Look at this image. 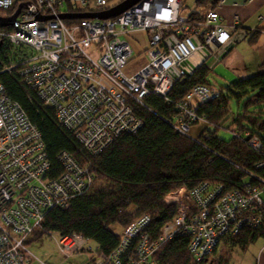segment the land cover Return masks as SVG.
Returning a JSON list of instances; mask_svg holds the SVG:
<instances>
[{"label": "built area", "instance_id": "obj_1", "mask_svg": "<svg viewBox=\"0 0 264 264\" xmlns=\"http://www.w3.org/2000/svg\"><path fill=\"white\" fill-rule=\"evenodd\" d=\"M65 3L72 11L86 9L81 14L90 15L107 7L105 0H0V10L20 9L8 27L12 32L7 38L14 47L29 50L22 70L25 84L94 156L122 134L142 129L134 105L149 95L167 100L177 81L193 74L197 65L222 62L246 35L243 28L235 33L236 18L234 25L227 27L215 11L197 12L193 19L181 16L182 0H142L111 20L69 22L58 20V16L79 13L66 12ZM38 16L55 20L41 22ZM134 34L147 35L148 64L127 77L124 70L132 59L128 38ZM195 58L196 67L191 64ZM216 96L204 86L194 88L176 105L173 128L188 136L198 122L197 109ZM249 145L260 149L255 139ZM58 159L64 171L51 180L38 130L0 84V264H31L26 243L40 229L46 214L64 208L69 199L90 186L86 167L66 154ZM263 193L264 186H246L235 192L207 183L190 193L180 188L164 198L175 214L160 237H150L151 219L141 215L124 229L120 246L109 256L95 258L93 264H154L161 244L177 236L190 238L189 252L195 262L211 264L223 238L260 224ZM58 238V250L64 257L90 251L89 242L77 235ZM134 241L136 247L131 252Z\"/></svg>", "mask_w": 264, "mask_h": 264}, {"label": "trees", "instance_id": "obj_2", "mask_svg": "<svg viewBox=\"0 0 264 264\" xmlns=\"http://www.w3.org/2000/svg\"><path fill=\"white\" fill-rule=\"evenodd\" d=\"M65 6L66 12L86 11L80 8L72 11L67 3ZM16 8L9 12L0 10V17L13 16ZM11 32L8 27L0 29V84L6 96L21 107L30 124L38 130L50 164L47 178L56 180L63 174L58 158L66 154L79 166L86 167L92 179L87 190L69 199L64 208H54L46 214L27 246L53 234L77 235L96 246L95 258L109 256L120 246L122 235L114 234L110 227L117 226L124 231L141 215L151 219L147 230L150 237L154 240L160 237L162 228L175 214L174 207L164 204V198L180 188L190 193L207 183L219 185L225 192H235L246 186H264V168L260 167L264 164V73L237 79L226 90L216 89L208 83V77L214 72V61H209L177 81L167 100L149 95L134 105V114L142 122V129L136 134H122L94 156L82 148L73 132L56 120L55 111L45 106L25 84L22 70L30 53L25 47L10 44L7 37ZM247 40L253 44L256 37L250 38L247 34L235 47ZM198 86L215 91L217 96L196 111L198 122L193 128L204 126L199 135L183 136L173 128L176 105ZM233 101L237 102L236 114L231 110ZM221 130L230 132L231 138L220 139ZM252 139L259 142L260 149L254 150L249 145ZM124 160L134 165L133 176L143 174L141 181L130 182L110 174ZM259 240H264V210L255 228L246 226L237 235L223 238L210 263L230 264V254L217 258L220 247L228 253L244 252ZM136 243L131 244V252ZM189 243L187 236L167 240L153 257L154 264H200L192 259ZM85 252L92 253V248L82 253Z\"/></svg>", "mask_w": 264, "mask_h": 264}, {"label": "rangeland", "instance_id": "obj_3", "mask_svg": "<svg viewBox=\"0 0 264 264\" xmlns=\"http://www.w3.org/2000/svg\"><path fill=\"white\" fill-rule=\"evenodd\" d=\"M124 1V0H123ZM122 1V2H123ZM203 1V0H202ZM212 0H208L206 3L203 4H195L190 2L189 0L183 1V9L180 11V15L187 17L188 19L196 18V13L201 12L203 6L208 4ZM189 2V3H188ZM121 3V2H120ZM119 3V4H120ZM118 5V4H117ZM117 5L113 6L116 7ZM211 5V4H210ZM222 5V0H219L214 3V6ZM113 7H106L105 9H98L99 11H108ZM213 7V4H212ZM91 10H97L95 6H90ZM209 10V9H207ZM214 11V10H212ZM102 12V13H103ZM195 12V13H194ZM209 12V11H208ZM194 13V14H193ZM192 14V15H190ZM122 15V14H121ZM119 15V16H121ZM118 16V17H119ZM117 18V17H116ZM114 19V18H113ZM235 19V18H234ZM237 19V25L235 33H237L239 30L243 28V26L240 24L239 19ZM111 20V19H109ZM107 21V20H105ZM233 24L229 27H232ZM244 29V28H243ZM250 32V31H249ZM252 33V32H251ZM250 36L249 33L246 32V35ZM254 34V33H253ZM245 35V36H246ZM129 44L132 49V59L128 66L124 70V74L127 77H133L135 74H137L139 71H141L147 64H148V58L146 55L147 47H148V40L146 34H134L128 38ZM231 51V50H230ZM197 65V64H196ZM201 66L197 65V68ZM227 73V69L223 66H218L214 69V72L210 74L208 77V83L213 86L216 89L226 90L229 88L230 84L234 83L237 79H228V77L225 75ZM251 73V72H249ZM258 75L257 72L252 73L250 77ZM248 77L241 76L238 79H244ZM225 79V80H223ZM231 110L233 114H236L237 112V102L233 101L231 104ZM204 126L199 125L198 127L192 128L190 131L189 136L191 137H197L201 130H203ZM231 133L227 132L225 130H221L218 133V137L222 140H229L231 138ZM134 165L127 161H120L111 171L110 174L112 176L118 177L122 180L130 181V182H139L142 180V173H139L135 176L132 175L131 171L133 170ZM262 198L264 199V193ZM111 231L120 236L122 234V229L119 227H110ZM59 238L57 234H53L50 237H45L41 239L40 241L34 242L27 246L28 252L32 257L31 264H93V261L95 260V248L96 246L93 243L88 244V248H92V253H81L79 255H74L71 257H64L61 255V253L58 250L57 242ZM227 254H230L229 261L230 264H252L253 258H254V246L251 245L246 251H232L228 253V250L220 247L217 252V258L221 259L225 257Z\"/></svg>", "mask_w": 264, "mask_h": 264}, {"label": "crops", "instance_id": "obj_4", "mask_svg": "<svg viewBox=\"0 0 264 264\" xmlns=\"http://www.w3.org/2000/svg\"><path fill=\"white\" fill-rule=\"evenodd\" d=\"M59 1L67 2L69 0ZM105 1L107 2L108 7H113L123 0ZM183 1L184 0H182V3ZM189 1L197 4L202 0ZM217 1L219 0H212L203 6L205 9H202V12L206 13L214 10L222 19L223 24L227 27L233 24L234 18H238L244 30L250 34V38L255 36L256 41L253 44H250L248 40V42H241L237 47L233 48L225 57H223L220 65H217L219 63H216L215 65L213 63V68L215 69L218 66L225 67L227 69V73H225V75L231 80L238 79L241 76L250 77L251 74L255 72L258 74L264 73V0H222V5L214 6V3ZM92 3L93 1H91V5ZM1 19L8 18L4 17ZM257 30L258 32H256ZM196 59L197 58L193 60L194 65L192 66L194 67H196L198 60ZM253 246L255 254L252 264H264V240L257 241L253 244Z\"/></svg>", "mask_w": 264, "mask_h": 264}, {"label": "water", "instance_id": "obj_5", "mask_svg": "<svg viewBox=\"0 0 264 264\" xmlns=\"http://www.w3.org/2000/svg\"><path fill=\"white\" fill-rule=\"evenodd\" d=\"M142 0H124L116 7L111 8L108 11L99 14H79V15H72V14H62L58 16V20L60 21H76V20H109L118 17L119 15L123 14L130 8L136 6ZM20 13V9L16 11V13L10 19H1L0 18V29L7 28L11 25V23L17 18ZM38 20L41 22H48L51 20H55V18H43L38 16Z\"/></svg>", "mask_w": 264, "mask_h": 264}]
</instances>
